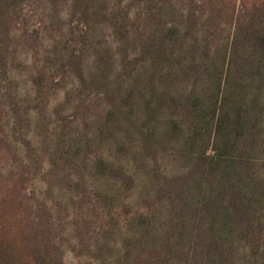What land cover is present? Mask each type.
I'll list each match as a JSON object with an SVG mask.
<instances>
[{
    "label": "trees",
    "instance_id": "1",
    "mask_svg": "<svg viewBox=\"0 0 264 264\" xmlns=\"http://www.w3.org/2000/svg\"><path fill=\"white\" fill-rule=\"evenodd\" d=\"M35 1L0 0V92L4 91V97L11 79L2 55L7 42L18 37L13 28L21 23L24 8ZM41 1L56 19L64 14L74 25L67 30L58 27L65 38L47 46L53 48L55 60L32 78L34 93H47L71 75L77 78L72 89L84 103L120 93L105 111V125L123 124L124 119L128 129L138 124L142 149L150 153L149 143L175 137L183 142V154L191 164L172 176L149 169L155 183L151 195L155 210L140 216L139 234L130 238L132 249L121 252L111 264H264V0H186L184 4L141 0L145 23L137 38L129 29L135 17L120 1L102 13L110 14L117 37L126 44L135 41L140 48L121 57L116 72L112 48L91 40L90 20L99 11L100 0ZM218 3L230 7L226 10L229 35L226 42L212 45L215 32L199 29L198 24L205 19L218 24L216 32L221 31L217 15L223 9H217ZM64 7L69 12L61 10ZM205 7L208 12H203ZM175 15L177 21H166ZM53 23L47 24L53 28ZM89 51L93 68L87 62ZM185 81L189 85L182 86L176 96L171 91L156 98L143 93L144 88L180 89L179 83ZM165 95L175 101L177 110L165 119L166 131L161 135L155 122ZM141 106L148 111L146 120L135 110ZM24 147L27 155L22 165L28 167L34 160L41 171L43 164L32 155V143L24 142ZM93 171L133 187L131 174L103 159L94 163ZM13 203H0V264H62L59 246L49 235V221L38 227L29 218L23 228L18 218H10L8 207ZM41 206L48 212L45 201ZM156 216L163 220L160 227H156Z\"/></svg>",
    "mask_w": 264,
    "mask_h": 264
},
{
    "label": "rangeland",
    "instance_id": "2",
    "mask_svg": "<svg viewBox=\"0 0 264 264\" xmlns=\"http://www.w3.org/2000/svg\"><path fill=\"white\" fill-rule=\"evenodd\" d=\"M120 1L123 2L121 6L135 17L129 29L137 38L145 23L141 0H100L99 11L90 20L92 42L111 47L116 56L112 62L115 72L121 57L139 47L135 41L126 44L117 37L110 14L102 13L104 9L110 12ZM178 1L180 4L186 2ZM255 1L258 0H252ZM45 7L38 0L24 8L21 23L13 28L18 37L7 42L8 49L2 55L6 58L11 84L7 97H4V91L0 92V200H4L0 203L14 201L8 205V212L11 219H19L17 222L23 228L29 218H34L38 227H43L48 220L51 225L49 235L59 246L62 264H111L121 252L132 249L130 238L139 234L140 216L155 210L151 197L155 183L148 175L149 169L154 167L159 174L172 176L187 170L191 164L183 154L182 141L175 137L149 143L150 153L142 149L144 145L136 132L138 124L128 129V119H124L123 124L105 125V111L120 93L113 92L102 99H87L84 103L72 89L77 81L73 75L47 93H34L36 85L32 78L42 66H49L55 60L53 48L47 46L62 36L65 38V33H59L58 27L67 30L70 24L74 25L64 14L56 19ZM229 8L218 3L217 9H223V14L217 15V21L223 24L220 32H216V23L204 19L198 24L199 29L210 28L215 32L210 38L212 45L226 42L229 35L226 10ZM61 10L69 12L67 7ZM208 10L205 7L203 12ZM172 19L178 20L176 15L166 17V21ZM51 21H54L53 28L47 24ZM92 54L89 51L86 56L91 68L93 62L89 58ZM115 72L111 75L113 79ZM179 85L180 89L144 88L143 93L146 97L156 98L161 92L169 94L171 91L176 96L189 81ZM115 89L112 87V91ZM87 94L88 90L84 92ZM164 97L159 103L161 109L157 107L158 116L164 118L158 117L155 122L161 135L166 131L163 127V123H167L165 119L177 110L175 101L168 95ZM135 110L141 120L149 118L143 106ZM159 111L163 114L159 115ZM24 142L32 143V155L43 164L41 171L36 169L34 160L28 167L20 162L27 155ZM99 159L131 174L133 187L123 184L119 178L96 174L93 166ZM43 201L48 212L41 206ZM156 218V227L162 226V218L161 221L158 216ZM261 224L264 227V218ZM259 235L261 237L263 233Z\"/></svg>",
    "mask_w": 264,
    "mask_h": 264
}]
</instances>
